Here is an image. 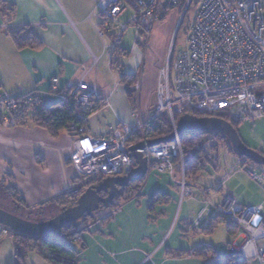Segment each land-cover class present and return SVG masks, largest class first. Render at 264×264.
I'll list each match as a JSON object with an SVG mask.
<instances>
[{"label": "crops", "instance_id": "crops-1", "mask_svg": "<svg viewBox=\"0 0 264 264\" xmlns=\"http://www.w3.org/2000/svg\"><path fill=\"white\" fill-rule=\"evenodd\" d=\"M99 1L0 0V103L6 97L19 99L33 94L36 102L28 113L32 119L42 107L60 102L59 94L67 83L84 80L95 84L108 99V104L87 120L92 137L109 136L121 123L135 124L137 117L146 119L156 107L158 71L179 26L180 8L165 12L164 6L161 7L164 19L153 25L150 34L141 35L142 29L137 28L135 46L130 53L121 43L120 56L116 58H121L124 73L137 78L139 85L136 111L121 75L112 70V60L104 55V47L111 43L113 35L109 33L101 39L96 30L100 18H90ZM24 28H30L41 42L39 47L17 48L11 33ZM54 80H57V89L53 92ZM2 106L0 181H10L18 199L30 209L58 200L75 189L76 173L70 163L71 135L62 133L54 138L31 124L18 127L4 124ZM202 174L195 177V183L214 195L215 204L231 198L244 206L235 198L232 188H226L235 175L219 190L218 176L207 178ZM157 196L161 202L151 211L150 204ZM263 198H256L250 207L264 205ZM52 208L61 207L54 203L46 205L47 212ZM99 218L104 223L82 235L84 251L78 264H142L145 254H153V264H208V256L190 254L199 248H208L206 240L200 237L208 235L206 232L217 217L212 210H206L195 191L193 199L180 203L178 187L165 174L149 172L136 198L123 203L113 219L105 220V212ZM197 221L201 233L194 231ZM7 241L0 249V264L14 262V253L11 255L8 248L5 250ZM26 264L52 263L34 252L28 255Z\"/></svg>", "mask_w": 264, "mask_h": 264}, {"label": "built area", "instance_id": "built-area-1", "mask_svg": "<svg viewBox=\"0 0 264 264\" xmlns=\"http://www.w3.org/2000/svg\"><path fill=\"white\" fill-rule=\"evenodd\" d=\"M170 1L171 6H179V0ZM165 2L100 0L90 18H100L101 23L96 30L101 39L109 33L114 34L111 43L104 47V55L113 59L132 25L150 34L153 25L159 21L158 13ZM127 10L132 11V18L121 23L119 18ZM56 86L57 80H54L53 92ZM59 97L60 101L72 98L79 119L84 121L108 104V99L103 97L97 86L84 80L67 83ZM22 99L4 98V124L13 122L21 104H33L36 98L28 94ZM189 112L223 113L239 123L264 117V0L198 1L190 23L187 46L176 52L173 42L169 47L158 74L156 107L146 119L137 117L133 125L121 123L103 138L92 137L85 126L75 123L69 126L68 132L73 140L70 163L75 170L76 181L82 183L73 189L72 197L81 196L88 189L85 184L90 180L131 174L136 161L129 157V148L155 140L152 137L157 128L161 131L171 128L172 134H176L179 118ZM203 149L208 167L214 172L211 177H219V190L234 175L246 173L264 193V167L260 173L249 170L241 157L230 154L224 145L214 140L207 141ZM137 152L146 159L149 172L169 176L173 185L179 188L180 203L193 199L195 191L206 210H212L214 216L235 227L242 244L237 246L235 241L229 246L227 256H235L234 264H264V205L247 208L231 198L215 204L213 194L197 186L195 178L186 177L183 149L178 139L172 144ZM231 157L234 158L233 164L228 161ZM120 211L121 207L110 209L105 213V220L113 219ZM100 224L101 220L95 222L87 227V231ZM193 228L201 233L199 221ZM13 235L11 229L0 224V249ZM142 264H153V254H145Z\"/></svg>", "mask_w": 264, "mask_h": 264}, {"label": "trees", "instance_id": "trees-1", "mask_svg": "<svg viewBox=\"0 0 264 264\" xmlns=\"http://www.w3.org/2000/svg\"><path fill=\"white\" fill-rule=\"evenodd\" d=\"M161 19L163 20L164 16ZM184 20L182 21L181 26L183 25ZM140 34L144 35L145 32L141 30ZM112 35L114 36V34ZM11 36L18 49L27 47L37 48L41 45V42L32 34L30 28H24L19 32H13L11 33ZM120 52L121 50L119 48L114 53L112 59V70L118 72L121 75L122 83L127 86L128 99L132 105V108L135 110V105H133V96L135 92L132 91V87L136 84V78L127 76L124 73V66L121 62V58H116L118 54L120 56ZM22 98H19L18 100H23ZM0 105H3V102H1ZM33 105L34 104H21L19 114L14 116V120L12 123H10V126L18 127L31 124L33 126L46 130L54 138H57L62 133H66L69 126L73 123L77 124L80 127H87V121L79 119V115L76 108L74 107L75 103L72 98H69L67 101H60L59 103L52 106L42 107L41 110L38 111L32 119H29L28 113L32 110ZM188 114L199 118H221L231 123L236 130L237 126L241 124L229 119L227 115L223 113L209 115L200 112H189ZM1 119L2 116L0 117V120ZM171 134V128H168L166 131H161L157 128L152 138L162 139L168 137ZM210 140H214L217 143L224 145L230 152V154L238 156V154L230 145L228 139L221 133H201L198 138L185 137L181 141V145L184 154L187 178L194 179L199 174L206 172V170L209 168L203 145ZM242 160L244 161L245 165H248L251 162L244 158H242ZM175 163H178V161H175ZM145 179L139 182L131 183L127 188H121V194L118 199L114 201L112 206L105 207L101 205L96 213L85 215L80 221L64 227L62 230L58 231L52 236H48L45 238H32L22 234H14L12 236L15 246L13 264H26V258L30 253L34 252L39 253L45 260L51 262L52 264H78L80 255L84 251L82 235L84 231L87 230V227L99 221L100 213H106L110 209L121 207L123 203L136 198L142 190ZM104 180L105 178L90 180L85 184V187L90 188L92 186H99L104 182ZM76 183L77 182L74 183V186L78 187L76 186ZM79 188L82 189V187ZM72 191L73 189H71L70 192H68L58 200L49 202L48 204L42 205L37 209H30L26 207V205L18 199V196L15 192L13 196L16 201V205L20 207V210L23 209L24 211H26V213L33 214L35 212H41L46 207V205H49L50 203L58 205L60 204L62 211L74 207L79 197H72ZM101 196L103 198L107 197V195L104 193L101 194ZM159 202H161V197L157 196L150 204V210L152 211L154 206ZM222 222L223 221L219 218L213 219L211 228L207 230L206 234H212L216 226ZM103 223L104 221H101V224ZM234 230L235 229L233 227L228 226V233L231 236H234L237 233ZM208 251V248H199L192 254H190V256L205 258L206 256H208ZM234 261L235 256L216 255L213 261L208 264H233Z\"/></svg>", "mask_w": 264, "mask_h": 264}, {"label": "water", "instance_id": "water-1", "mask_svg": "<svg viewBox=\"0 0 264 264\" xmlns=\"http://www.w3.org/2000/svg\"><path fill=\"white\" fill-rule=\"evenodd\" d=\"M182 16L179 27L183 21ZM178 27V29H179ZM177 29V31H178ZM201 133H221L229 141L239 157L264 167V156L248 148L242 141L238 131L228 121L217 117L199 118L190 114L180 117L177 133L162 139L150 140L129 148V157L136 161V168L126 177L107 178L99 186L88 188L78 199L76 205L58 216L43 222L25 220L13 213L0 208V224L11 229L14 234H22L32 238H45L56 234L64 227L80 221L85 215L94 214L99 207H110L120 196L121 188H127L131 183L144 180L149 174L146 159L138 150L155 148L164 144H172L185 137L198 138ZM106 194L103 198L101 194Z\"/></svg>", "mask_w": 264, "mask_h": 264}, {"label": "rangeland", "instance_id": "rangeland-1", "mask_svg": "<svg viewBox=\"0 0 264 264\" xmlns=\"http://www.w3.org/2000/svg\"><path fill=\"white\" fill-rule=\"evenodd\" d=\"M190 0H179V6H171V1L166 0L164 4V10L169 11L174 8H180V21L181 22L182 16L184 15L185 20L183 25L177 27L178 31L176 30V34L174 36L173 45H175V52L179 49H183L187 46V40H188V33L190 28V23L192 22L195 12H196V6L198 4L199 0H192L190 3V6L188 7L187 11L185 12V8ZM162 11L160 9L158 13V20L162 18ZM132 18V11L127 10L120 18L119 21L122 23H127ZM141 29V28H139ZM136 30L137 27L132 25L129 27V30L125 33L122 47H125L127 51L130 53L133 49V46H135V36H136ZM145 32V31H144ZM169 51V49H168ZM168 51L165 54L168 53ZM165 60V59H164ZM160 71V69H159ZM158 71V74H159ZM141 75V74H140ZM137 78H136V84L132 87V90L135 92L133 96V105H135V110L137 111L138 102H137V96L139 95L138 89H137ZM156 96V95H155ZM143 98V94L141 96V99ZM36 102V99L34 100V103ZM33 103V104H34ZM19 114V112H18ZM229 119L230 116L227 115ZM237 131L243 141V143L250 148L251 150H254L264 156V117L261 119H257L255 121H247L244 123H241L237 126ZM68 130H67V132ZM70 135V134H69ZM222 157V156H221ZM229 163L234 161V158L231 157L228 159ZM222 165L225 164L223 157L221 158ZM247 168L255 173H260L262 170V166L256 165L252 162H250L247 166ZM214 172L209 166V168L204 172L202 175L203 177L209 178L211 175H213ZM239 175H235L233 181H229L226 185V188L229 189L232 188V193L235 195V198H239L242 201V204L245 207L252 206L250 203L252 201H255L256 198H260L263 193L261 189L259 188V185H257L256 182L251 180L246 173H238ZM76 185L80 186L82 183L81 181H76ZM212 185L215 184L213 181H211ZM209 183V185H211ZM231 184H235L232 185ZM216 185V184H215ZM234 187V188H233ZM217 188V186H216ZM215 188V189H216ZM179 189V188H178ZM14 191L11 188L10 181H0V208L8 211L10 213H13L25 220L32 221V222H43L50 220L56 216H58L60 213H62V209L60 208H52V210L46 211V207L41 212H35L33 214L26 213L23 209L20 210V207L16 205V201L14 199ZM194 197H197V195L194 194ZM264 199V198H263ZM220 219V218H219ZM222 220V219H221ZM223 221V220H222ZM101 225V224H100ZM235 229V227H233ZM235 232L236 229L234 230ZM87 232V230L84 231V233ZM235 237L231 236L228 233V225L223 221L222 223H219L216 228L214 229L213 233L210 235H203L200 238L202 240H206L207 246H208V263H211L216 255L219 256H226L229 253V246L232 244L235 240L237 246H240L242 244V239L237 238V235H234ZM6 248L9 249L10 254L12 255L14 253V242L13 238L8 239V241L5 244V250ZM234 264V263H233Z\"/></svg>", "mask_w": 264, "mask_h": 264}, {"label": "flooded vegetation", "instance_id": "flooded-vegetation-1", "mask_svg": "<svg viewBox=\"0 0 264 264\" xmlns=\"http://www.w3.org/2000/svg\"><path fill=\"white\" fill-rule=\"evenodd\" d=\"M80 197V196H79ZM79 199V198H78Z\"/></svg>", "mask_w": 264, "mask_h": 264}]
</instances>
